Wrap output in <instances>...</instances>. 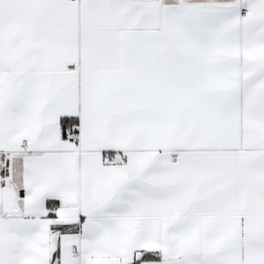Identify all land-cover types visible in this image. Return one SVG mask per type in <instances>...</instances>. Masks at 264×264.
<instances>
[{
	"label": "snow or ice",
	"instance_id": "snow-or-ice-1",
	"mask_svg": "<svg viewBox=\"0 0 264 264\" xmlns=\"http://www.w3.org/2000/svg\"><path fill=\"white\" fill-rule=\"evenodd\" d=\"M0 264H264V0H0Z\"/></svg>",
	"mask_w": 264,
	"mask_h": 264
}]
</instances>
